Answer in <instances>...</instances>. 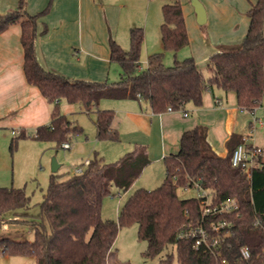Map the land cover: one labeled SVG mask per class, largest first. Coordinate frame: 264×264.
Here are the masks:
<instances>
[{"label":"trees","instance_id":"1","mask_svg":"<svg viewBox=\"0 0 264 264\" xmlns=\"http://www.w3.org/2000/svg\"><path fill=\"white\" fill-rule=\"evenodd\" d=\"M26 4L27 0H20L16 10L0 13V34L12 25H20L24 73L27 82L38 88L51 105V122L31 135L19 132L12 140V151L20 139L54 142L60 148L82 134V129L62 113L63 101L81 104L88 114L95 109L97 139L115 143L120 141L119 132L112 129L115 113L98 108L106 99H144L153 113L162 114L169 108L185 110L188 104L199 108L206 92L219 89L234 92L238 106L250 113L262 105L264 0H258L249 11L250 25L243 42L236 47L222 46L210 57L207 78L193 58L175 60L167 67L160 53L150 55L146 68L140 70L145 31L142 27L131 28L128 50L114 40L109 43L110 60L122 70L116 83L71 80L45 70L36 56V39L38 21L48 14L52 3L35 15L27 12ZM162 17V46L177 55L189 46L181 0H166ZM242 143L244 138L232 135L227 142L228 154L221 157L208 143L206 127L185 132L180 151L164 159L166 176L162 184L153 190L137 189L123 205L117 221L102 218L103 201L128 192L141 176L150 163L146 147H136L112 164L95 155L82 174H52L36 216L28 213L30 198L23 189L0 188V226L29 223L35 230L32 241L0 238V256L33 257L36 264H110L120 229L137 225L139 239L148 242L143 254L148 259L173 245L181 264H222V260L229 264H264V166L253 169L248 178L232 165V154ZM194 187L208 191L215 204L235 199L239 205V215L231 217L234 225L221 254L196 251L191 241L177 238L184 225L197 222L200 216V199H181L177 193L180 188ZM244 246L251 251L249 261L240 258ZM172 263L173 256L168 255L159 264Z\"/></svg>","mask_w":264,"mask_h":264},{"label":"crops","instance_id":"2","mask_svg":"<svg viewBox=\"0 0 264 264\" xmlns=\"http://www.w3.org/2000/svg\"><path fill=\"white\" fill-rule=\"evenodd\" d=\"M19 1L0 0V13L16 10ZM152 1L27 0L26 9L31 15L44 11L52 3L48 14L38 21L36 56L39 63L45 70L71 80L108 82L115 64L110 60V40L116 41L125 49L128 47L129 30L132 28L128 26V31H122L120 34L121 7H125L124 3L132 2L138 5L142 12L147 9L146 42L150 14L151 22L155 20L157 23L160 10L159 5ZM200 1L207 14L206 24L202 26L197 22L190 0H181L189 37V46L182 52L184 59L193 58L205 75L210 57L222 46L236 47L243 42L250 25L248 13L258 0ZM151 22L150 36L156 28ZM177 59L178 55H175V60ZM106 100L101 101L98 108L114 111L112 129L129 139L135 148L139 146L147 148L150 163L132 185L139 186L138 189L159 187L162 184L166 176L164 159L176 155L180 151L183 134L198 126L207 128V141L213 151L221 157L227 156V142L234 134L244 139L250 137L246 144L264 150V142L258 141L246 132L245 114L250 112L238 106L234 92L210 90L204 94L201 107L188 104L185 110L167 111L162 114L153 113L149 102L144 99ZM77 107L80 112L94 116L95 124V109L88 114L81 104L61 103L62 113L69 117L77 113ZM51 109V105L40 90L27 82L24 73L21 27L18 24L12 25L0 34V129L9 130L11 133L13 131L34 133L38 127L50 124ZM262 110L264 97L261 107L250 113L258 115L260 127L264 126ZM183 113H187L188 116L185 117ZM83 165L85 164H81ZM73 172L69 175H73Z\"/></svg>","mask_w":264,"mask_h":264},{"label":"rangeland","instance_id":"3","mask_svg":"<svg viewBox=\"0 0 264 264\" xmlns=\"http://www.w3.org/2000/svg\"><path fill=\"white\" fill-rule=\"evenodd\" d=\"M152 2L159 5L160 10L158 12L157 23L155 20L151 22L150 14L148 41L146 40L141 55V70L146 68L148 56L157 54L156 52L164 55L163 61L165 66H173L175 63V54L161 48L160 27L163 21L162 6L166 3V0H153ZM124 4L125 7H121L120 34L122 31L127 32L128 26H131L132 28L142 27L145 29L144 31H146L147 9L142 12L138 5L132 2ZM150 22L151 24L156 25L151 36ZM126 36L127 35L125 34V37ZM129 48L130 35H128V47H126L125 50H128ZM157 49H160L161 51H154ZM184 50H186V48L178 52L177 60H184V52H182ZM121 73L122 70L120 65L115 63L108 82L114 83L119 81ZM204 76L206 78L209 76L208 71L205 72ZM77 108V113L72 115L70 119L76 123L83 132L69 141L72 144V147L69 150H64L61 147L57 148V145L54 142L37 141L27 138L17 140L14 151H12V140L18 135H13L9 130L0 129V188L23 189L26 195L30 198L31 204L28 213L31 216L39 214L40 204L44 200L45 193L50 183L52 161L54 158L57 160L58 164L61 165L58 173L64 174V177H67L73 172V169L80 167L83 163L86 164V162L92 160L95 155L103 158L106 163L112 164L135 149L132 142L120 133V141L117 143L98 140L94 124L95 117L88 116L84 112H80L79 107ZM262 113H264V110H262ZM245 115L246 132L249 136L255 137L260 142H264V126L260 127V123L255 124L254 122V118H257L258 115L250 113ZM28 134L31 135L32 133ZM245 138L246 140L250 139V137ZM138 187L139 186L134 185L128 192H120L119 194H117L118 191L115 190L114 192L117 195L106 197L102 206V218L105 220L117 221L123 205ZM144 188L147 190H153L157 187ZM177 193L181 199L197 198L199 196V190L196 187L189 189L180 188ZM2 237L32 241L35 237V230L29 223H5L0 226V238ZM147 248L148 242L141 240L138 237L137 225L121 228L115 241L114 248L110 254V264H159L160 261L165 259L168 255L173 256L172 264H181L177 259V253L175 246L173 245L168 246V248L157 257L150 259L145 258L143 255ZM0 264L36 263L33 257L0 256Z\"/></svg>","mask_w":264,"mask_h":264},{"label":"built area","instance_id":"4","mask_svg":"<svg viewBox=\"0 0 264 264\" xmlns=\"http://www.w3.org/2000/svg\"><path fill=\"white\" fill-rule=\"evenodd\" d=\"M172 112V109H168ZM186 117L187 113H183ZM255 124L259 123V119L254 118ZM13 135L19 132L13 131ZM72 144L67 141L61 145L64 150L71 149ZM231 163L234 167L239 168L249 178L251 171L264 166V150L254 145L244 143L240 144L233 152ZM78 167L73 174H82L85 166ZM200 199V216L197 222H190L184 225L177 238L180 240H189L192 247L196 251H203L208 254H221L226 238L229 235V229L234 223L231 217L239 215V205L235 199L225 201L221 204L213 203L212 196L208 191L199 189ZM252 257L249 247L244 246L240 249V258L242 261H249ZM222 264H229L227 260H222Z\"/></svg>","mask_w":264,"mask_h":264},{"label":"water","instance_id":"5","mask_svg":"<svg viewBox=\"0 0 264 264\" xmlns=\"http://www.w3.org/2000/svg\"><path fill=\"white\" fill-rule=\"evenodd\" d=\"M190 2L196 13L198 24L200 26L206 24L207 14L203 3L200 0H190ZM59 168H60V164H58L57 160L54 158L52 161V168H51L52 173L56 174L59 171Z\"/></svg>","mask_w":264,"mask_h":264}]
</instances>
